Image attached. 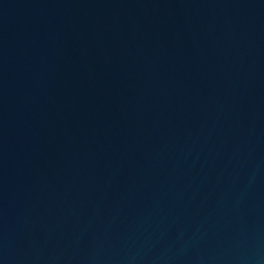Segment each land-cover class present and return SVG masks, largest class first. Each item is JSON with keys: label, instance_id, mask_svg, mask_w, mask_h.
Returning <instances> with one entry per match:
<instances>
[{"label": "water", "instance_id": "obj_1", "mask_svg": "<svg viewBox=\"0 0 264 264\" xmlns=\"http://www.w3.org/2000/svg\"><path fill=\"white\" fill-rule=\"evenodd\" d=\"M0 264H264V0H0Z\"/></svg>", "mask_w": 264, "mask_h": 264}]
</instances>
